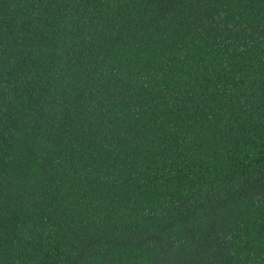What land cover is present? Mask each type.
<instances>
[{"label": "trees", "instance_id": "1", "mask_svg": "<svg viewBox=\"0 0 264 264\" xmlns=\"http://www.w3.org/2000/svg\"><path fill=\"white\" fill-rule=\"evenodd\" d=\"M0 264H264V0H0Z\"/></svg>", "mask_w": 264, "mask_h": 264}]
</instances>
